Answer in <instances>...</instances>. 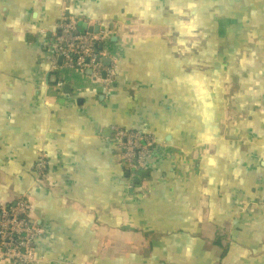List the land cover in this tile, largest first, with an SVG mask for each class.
Segmentation results:
<instances>
[{
  "label": "crops",
  "instance_id": "0c3cea01",
  "mask_svg": "<svg viewBox=\"0 0 264 264\" xmlns=\"http://www.w3.org/2000/svg\"><path fill=\"white\" fill-rule=\"evenodd\" d=\"M176 1L0 0V201L29 192L44 264H264V100L207 84L204 46L240 39L188 36ZM62 9L110 33L111 85L53 62ZM247 62L264 75V49ZM120 127L157 136L147 176L122 166Z\"/></svg>",
  "mask_w": 264,
  "mask_h": 264
},
{
  "label": "built area",
  "instance_id": "2783aa9c",
  "mask_svg": "<svg viewBox=\"0 0 264 264\" xmlns=\"http://www.w3.org/2000/svg\"><path fill=\"white\" fill-rule=\"evenodd\" d=\"M53 62L63 60L62 68L91 72L98 82L111 85L115 68L106 66L107 55L99 47L108 41L110 33L82 32L77 20L69 17L62 9L58 26ZM103 75L105 77L103 78ZM63 83V82H62ZM114 141L120 153L121 163L132 179L144 171L146 160L158 144L157 136L148 131L116 128ZM49 166V156L44 150L37 155L34 166L35 178L42 181ZM33 199L24 193L15 203L0 201V262L5 264H44L46 258L39 254L38 244L45 231L32 216Z\"/></svg>",
  "mask_w": 264,
  "mask_h": 264
},
{
  "label": "trees",
  "instance_id": "16d2710c",
  "mask_svg": "<svg viewBox=\"0 0 264 264\" xmlns=\"http://www.w3.org/2000/svg\"><path fill=\"white\" fill-rule=\"evenodd\" d=\"M179 1L177 0L175 4ZM183 13L187 15L185 21L194 20L188 34L190 37L205 38L207 42H212L221 36L218 24L222 21L227 39H240L233 45H221L216 51V46L212 43L204 46L207 84L219 86L225 83L227 87L232 86L239 100L246 98L257 102L264 100V75L254 72L247 62V54L250 51L264 49V45L246 44L264 39V0H190L188 9L186 5ZM165 18L164 11L156 14L157 22H162ZM230 20L235 22L228 27L226 22Z\"/></svg>",
  "mask_w": 264,
  "mask_h": 264
},
{
  "label": "water",
  "instance_id": "95a60500",
  "mask_svg": "<svg viewBox=\"0 0 264 264\" xmlns=\"http://www.w3.org/2000/svg\"><path fill=\"white\" fill-rule=\"evenodd\" d=\"M79 28H80V30L82 31V32H93V33H98L99 32V28H91V27H89V26H86V24H81V26H79ZM103 48V45L102 46H100V48ZM149 174V172H147V171H142V172H140L139 174H138V176H140V177H144V176H147Z\"/></svg>",
  "mask_w": 264,
  "mask_h": 264
},
{
  "label": "bare ground",
  "instance_id": "6f19581e",
  "mask_svg": "<svg viewBox=\"0 0 264 264\" xmlns=\"http://www.w3.org/2000/svg\"><path fill=\"white\" fill-rule=\"evenodd\" d=\"M156 148H157V146H156ZM156 148L153 150V152L151 153V155L147 158V160H146V167L144 168V171L147 170L148 162L153 157V155L155 154Z\"/></svg>",
  "mask_w": 264,
  "mask_h": 264
},
{
  "label": "rangeland",
  "instance_id": "374dc122",
  "mask_svg": "<svg viewBox=\"0 0 264 264\" xmlns=\"http://www.w3.org/2000/svg\"><path fill=\"white\" fill-rule=\"evenodd\" d=\"M65 71H71L70 73H74V74H79V75H83L85 76L83 73H81V71H76V69H64ZM76 83V82H75ZM74 83V84H75Z\"/></svg>",
  "mask_w": 264,
  "mask_h": 264
}]
</instances>
